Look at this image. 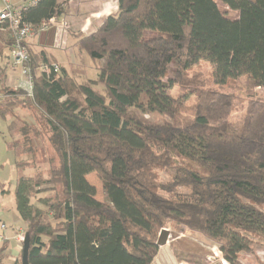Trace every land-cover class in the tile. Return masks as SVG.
Masks as SVG:
<instances>
[{"label":"trees","instance_id":"obj_1","mask_svg":"<svg viewBox=\"0 0 264 264\" xmlns=\"http://www.w3.org/2000/svg\"><path fill=\"white\" fill-rule=\"evenodd\" d=\"M65 1L39 0L23 20L57 19ZM74 36L97 65L95 78L78 81L59 64L53 71L44 51L29 50L31 95L2 88L16 168L50 164L46 176L19 173L13 188L28 264H151L168 222L215 241L227 264L264 248V98L249 100L234 131L232 96L219 89L243 75L264 86V0H117L94 31ZM200 61L211 65L215 88L195 89L194 115L179 117L192 93L170 89ZM17 107L31 109L48 146ZM150 113L170 119L139 115ZM161 171L172 175L161 182Z\"/></svg>","mask_w":264,"mask_h":264},{"label":"rangeland","instance_id":"obj_2","mask_svg":"<svg viewBox=\"0 0 264 264\" xmlns=\"http://www.w3.org/2000/svg\"><path fill=\"white\" fill-rule=\"evenodd\" d=\"M220 9H225L221 3H218ZM227 9V8H226ZM78 12H81L80 10ZM66 13V12H65ZM235 13V12H234ZM233 13V14H234ZM232 14V13H231ZM63 19V18H62ZM74 25L77 24V28L83 24V17H74ZM67 21V19H65ZM93 20V19H92ZM64 21V20H63ZM90 23H92L90 21ZM72 25V26H74ZM84 26V25H83ZM93 24L84 26V32L91 30ZM1 34L6 35L10 38L9 32L7 30H2ZM81 33V32H80ZM144 36H151L153 32L145 31ZM75 42L73 41L72 45H76L78 47L77 38L75 36ZM71 45V46H72ZM73 47V46H72ZM74 49V48H73ZM78 50L82 53V57L78 58L79 66H75L76 76L78 81H81L85 78H95V74L97 71V65L92 62L87 56L85 51H82L78 48ZM75 52V50H74ZM70 68V67H69ZM19 67H14L11 69L8 67L7 73V83L10 86H16V78L19 76ZM212 67L206 61H200L198 64L193 66L186 72V82L185 84H174L170 89V93L174 97H179L181 95L186 94L187 92H191L192 94L185 100L182 107L179 110V117H192L195 112V89L200 88H215V85L212 82ZM80 75V76H79ZM82 77V78H80ZM97 90H102L103 85L97 84L94 86ZM221 91L228 93L232 96V105L231 111L229 114V122L230 129L237 130L239 121L242 115L245 112L246 106L251 100V98L255 96H259L264 98V86L254 87L252 82L246 75L239 76L236 79L228 80L226 84L219 88ZM2 91V90H1ZM16 113L22 115V117H28L31 122L35 124V126L39 129L41 141L45 146H48V142L46 141V132L42 126L33 115L31 109L28 108H20L17 107L15 109ZM145 121L147 122H163L169 120L170 118L166 115L150 113V114H139ZM9 118L6 119L8 123ZM9 136V135H8ZM11 138V136H9ZM11 143V139H10ZM36 145H40L38 140H35ZM41 155L40 153H37ZM46 156L53 158V164L57 165V158L54 153L51 152V149L48 147L46 150ZM26 156H24L25 158ZM47 157V158H48ZM40 163V162H39ZM50 165V164H49ZM48 164H43L42 162L38 167H26L18 172L24 175H43L46 176V171L49 168ZM172 175L171 171H161L159 173L160 181H167ZM87 181L94 186L95 188V197L102 201L104 200V192L102 189L101 182L97 175L94 172L88 173L86 175ZM26 225V224H25ZM26 228V227H25ZM164 228L169 230L170 236L168 242L166 243V247L170 252V260L174 264H227L226 260L223 258L221 251L219 250L218 244L207 236L188 230L183 225H174L171 222L166 223ZM239 260L242 264H264V248L255 247L252 251H243L238 254Z\"/></svg>","mask_w":264,"mask_h":264},{"label":"crops","instance_id":"obj_3","mask_svg":"<svg viewBox=\"0 0 264 264\" xmlns=\"http://www.w3.org/2000/svg\"><path fill=\"white\" fill-rule=\"evenodd\" d=\"M11 1L16 5L22 2V0ZM63 1L65 0H57L58 3ZM65 7L66 13L57 18V24L29 37L27 45L31 52L44 51L49 59L59 64L60 68L77 77L75 66L80 65L78 58L81 59L82 53L76 45H72L76 40L74 33L88 34L94 31L104 16L116 11L117 0H66ZM79 10L81 12H78ZM74 17H83V24L79 28H77V24L74 25ZM91 24H93V28L84 32L83 27ZM9 40L5 41V37L0 36V101L3 99L1 91L3 86L17 88L22 80L19 69L20 74L16 78V86H10L7 83L6 71L8 67L11 69L17 67L11 65V38ZM7 124L6 120L0 117V223L5 224V228L2 230L4 240L0 243V255L2 256L0 264H14L19 259L21 247L14 236L17 234L18 228L26 229L25 223L20 220L15 210L13 188L19 172L14 163V151L9 146L11 138L7 132ZM169 257L170 252L165 244L158 247L157 254L151 264H174Z\"/></svg>","mask_w":264,"mask_h":264},{"label":"built area","instance_id":"obj_4","mask_svg":"<svg viewBox=\"0 0 264 264\" xmlns=\"http://www.w3.org/2000/svg\"><path fill=\"white\" fill-rule=\"evenodd\" d=\"M39 0H22L18 5L11 0H1L0 3V29L7 30L11 38V65L20 68L22 80L19 85L28 95L32 91V73L29 66L30 54L27 45V39L34 36L36 33L47 30L50 26L57 24V19L52 17L37 26L23 20V13L32 5H35ZM53 71L58 70V64H52ZM50 67L40 64L39 70L41 72H48ZM5 224L0 223V243L4 240L2 230ZM25 230L23 228L17 229V234L14 236L16 242L22 248ZM20 259V257H19Z\"/></svg>","mask_w":264,"mask_h":264},{"label":"water","instance_id":"obj_5","mask_svg":"<svg viewBox=\"0 0 264 264\" xmlns=\"http://www.w3.org/2000/svg\"><path fill=\"white\" fill-rule=\"evenodd\" d=\"M169 236H170L169 230L167 228H162L159 231V234L155 242L157 247L164 246L168 242ZM28 248H29V238H28V233L25 232L22 242V248H21V256H20L21 264H28L27 261Z\"/></svg>","mask_w":264,"mask_h":264}]
</instances>
